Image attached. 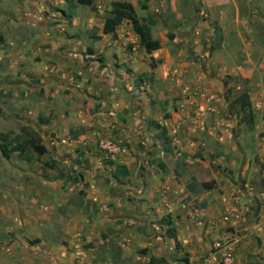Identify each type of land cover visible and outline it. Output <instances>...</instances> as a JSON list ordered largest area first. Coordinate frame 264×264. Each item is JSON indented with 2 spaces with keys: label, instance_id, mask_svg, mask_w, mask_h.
Listing matches in <instances>:
<instances>
[{
  "label": "crops",
  "instance_id": "1",
  "mask_svg": "<svg viewBox=\"0 0 264 264\" xmlns=\"http://www.w3.org/2000/svg\"><path fill=\"white\" fill-rule=\"evenodd\" d=\"M112 2L153 20L157 50L128 20L103 32ZM141 2L0 0L22 46L0 98L32 92L11 117L76 190L27 264H264V0Z\"/></svg>",
  "mask_w": 264,
  "mask_h": 264
},
{
  "label": "rangeland",
  "instance_id": "2",
  "mask_svg": "<svg viewBox=\"0 0 264 264\" xmlns=\"http://www.w3.org/2000/svg\"><path fill=\"white\" fill-rule=\"evenodd\" d=\"M6 19L4 24L0 23L2 69L10 63L9 54L12 51L19 54L22 48L14 40L12 26H8ZM24 38L32 39L30 34ZM13 77V70L0 72L1 83ZM20 93L18 99L11 101L10 97L0 98V144L10 150L6 158L0 153V264L42 262L46 253L44 244L60 240L62 202L66 195L72 199L69 195L76 191L71 184L66 185V173L51 165L48 154L36 155L29 146L22 152L18 149V143L27 144L30 137L37 136L32 123L20 120L22 113L11 117L13 112L18 115L19 108L22 112L34 109L32 92L23 89ZM53 101H59L58 97ZM41 143L44 139L39 138L44 148Z\"/></svg>",
  "mask_w": 264,
  "mask_h": 264
},
{
  "label": "trees",
  "instance_id": "3",
  "mask_svg": "<svg viewBox=\"0 0 264 264\" xmlns=\"http://www.w3.org/2000/svg\"><path fill=\"white\" fill-rule=\"evenodd\" d=\"M92 0H76V3L79 5L89 6ZM140 8L144 10L146 8L145 2L147 0H141ZM128 20L131 24L132 31L138 36L139 45L146 53H150L159 48L157 41L152 40L150 37L149 27L152 25L153 20L151 18H141L138 19L134 13L133 7L129 3L125 2H112L110 4V9L108 11L107 17L104 19L103 32L111 33L119 25L122 20ZM239 108L242 114L248 113V103L246 95L239 96ZM264 115V112H263ZM27 143V142H26ZM29 146L36 155H43L45 149L39 144L38 136L34 135L32 138L28 139V143L20 144L18 143V149L20 152L26 147ZM0 153L6 158L8 157L10 150H7V147L4 144H0Z\"/></svg>",
  "mask_w": 264,
  "mask_h": 264
},
{
  "label": "built area",
  "instance_id": "4",
  "mask_svg": "<svg viewBox=\"0 0 264 264\" xmlns=\"http://www.w3.org/2000/svg\"><path fill=\"white\" fill-rule=\"evenodd\" d=\"M70 141H71V139H69V140H61V143L65 144V143H68ZM221 264H232V255H231L230 251H226L223 254V257L221 259Z\"/></svg>",
  "mask_w": 264,
  "mask_h": 264
}]
</instances>
